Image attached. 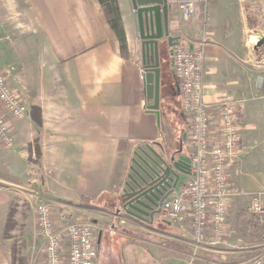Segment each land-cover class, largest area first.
I'll return each instance as SVG.
<instances>
[{
  "label": "crops",
  "instance_id": "crops-1",
  "mask_svg": "<svg viewBox=\"0 0 264 264\" xmlns=\"http://www.w3.org/2000/svg\"><path fill=\"white\" fill-rule=\"evenodd\" d=\"M118 4L125 53L97 0H0V69L28 107L21 119H8L15 145L26 152L19 157L33 167L27 175L34 176L25 182L53 209L96 224L95 264H253L264 245L245 194L228 204L226 234L214 245H195L189 215L173 223L156 214L152 224L116 215L138 147H161L168 158L179 154L181 141L177 134L164 135L161 109L159 119L148 109L132 3ZM205 15V34L200 23L188 21L186 27L185 20L170 19L169 34H182L190 43L206 37L207 102L225 93L246 99L232 180L247 194L264 192V102L256 87L264 74V42L255 47L264 37V0H208ZM16 49L17 59L10 55ZM160 75V94L179 95L178 78L173 74L168 81L161 70ZM178 108L182 112L180 102ZM164 110L171 128V113ZM182 145L190 152L184 140ZM17 182L0 179V264H12V246L7 250L1 241L10 239L6 224L12 206H19L12 196L23 187Z\"/></svg>",
  "mask_w": 264,
  "mask_h": 264
},
{
  "label": "built area",
  "instance_id": "built-area-1",
  "mask_svg": "<svg viewBox=\"0 0 264 264\" xmlns=\"http://www.w3.org/2000/svg\"><path fill=\"white\" fill-rule=\"evenodd\" d=\"M207 1L166 0L168 11L179 21H199L203 33ZM176 37L170 47L171 69L178 78L181 111L188 120L183 140L190 152L184 178L164 199L162 209L170 220L178 223L189 215L195 245H214L226 234L228 204L245 194L249 198L248 211L264 245V192L247 194L232 180L242 152L246 99L225 93L216 102H207L206 37L191 43L182 34ZM260 76L264 82V74ZM27 111L21 95L0 69V142L5 147L12 146L8 119H21ZM34 221L43 264L96 263L94 222L76 221L66 209L55 210L46 203H36ZM254 263L264 264V254Z\"/></svg>",
  "mask_w": 264,
  "mask_h": 264
},
{
  "label": "water",
  "instance_id": "water-1",
  "mask_svg": "<svg viewBox=\"0 0 264 264\" xmlns=\"http://www.w3.org/2000/svg\"><path fill=\"white\" fill-rule=\"evenodd\" d=\"M133 21L140 38L141 63L143 69L144 93L148 109L159 119L160 66L158 41L166 39L171 46L177 38L169 34V11L166 0H131ZM264 42L257 39L255 47ZM256 87L264 88L261 76L256 79ZM182 134L178 155L170 157L163 148L156 151L146 145L138 147L132 157L130 171L120 194L116 215L126 216L152 224L154 216L162 211L164 199L181 183L187 171L188 159L181 154ZM127 218V217H125ZM128 219V218H127ZM100 238V235L98 236Z\"/></svg>",
  "mask_w": 264,
  "mask_h": 264
},
{
  "label": "rangeland",
  "instance_id": "rangeland-1",
  "mask_svg": "<svg viewBox=\"0 0 264 264\" xmlns=\"http://www.w3.org/2000/svg\"><path fill=\"white\" fill-rule=\"evenodd\" d=\"M169 19L171 21H177V23L179 22V19L177 18V16L172 12H169ZM186 21H182L181 25L182 26L186 25V27H189L190 24L192 23H189L188 20ZM196 23L201 24V22L199 21H197ZM139 41H140V38L138 37L137 32H136L135 42L139 43ZM19 52H21V50L16 49L15 51H12L10 55L14 57L15 59H17ZM158 52H159V62H160L159 66H160L161 74H164L165 76L170 77L171 75H173L170 69L171 68L170 66L171 54H170V48L167 45L166 40H162L160 42ZM260 94H261L260 95L261 99L260 98H257V99H260L262 102H264V91H262ZM179 100H180L179 95H177L176 93L174 94V92H171L169 94V98L164 94L163 95L160 94L159 109H161L162 111V116L160 120L162 123V131L164 135L169 136L170 133H174V135L177 134V138L179 137V140H181L182 134L185 133L188 129V120H187L186 115L179 111V108H178L179 102H180ZM165 108L168 109L169 113H171V116H170L171 121H172L171 128H170V124L168 127L167 123L165 122V118H164ZM260 134H264V131H261ZM1 146L3 147V149ZM179 148H180V145H179ZM20 153H23V152H19V147L18 145L17 146L15 145L13 137H12V146L5 147L4 145H0V179L5 177L6 179L13 181V182L18 181L17 183L22 181L20 184L23 185L22 189L19 188V190L21 191L17 195L15 193H13L12 195L14 198V201L17 202V204L19 205L17 206V209H16L18 213L15 214V217L17 218V222H19V224L17 225L15 223L14 227H12L13 229H11L10 231H7L6 235H8L10 239L5 240V241L2 240L1 243L4 244L3 247L7 250H10L9 245L12 246L11 250L15 247L18 252V255L23 257L25 264H28V263L29 264H43L42 257L40 254V248H39L41 243L35 234L34 208H35L36 203H46V201H44L45 199L43 200V198L38 197L37 195H34V191H35L34 184L31 181L25 182L26 177L32 178L34 176L33 172H32V176L27 175L29 174V171H27V169H30L33 167L31 164H29L31 163V161L28 160V158L26 159V161L28 162V165H26L27 162H24L25 156L19 157ZM181 154L189 157V152L184 145H182ZM7 160H9L8 164H7L8 162ZM3 166L5 168H3ZM24 189L28 191H25ZM24 216H25V219H24ZM158 217L160 218V220L161 219L167 220V215H166L165 210H162L158 214ZM78 219L82 221L83 217L80 216L78 217ZM98 231L99 230L97 229V226H95V232L98 233ZM195 250L197 251V248H195ZM262 254H257V253L254 254L255 256L253 257V264H256L254 263V261L256 260L257 257H260ZM102 255L106 256L104 253V250L102 251ZM105 263H106V260H105Z\"/></svg>",
  "mask_w": 264,
  "mask_h": 264
},
{
  "label": "trees",
  "instance_id": "trees-1",
  "mask_svg": "<svg viewBox=\"0 0 264 264\" xmlns=\"http://www.w3.org/2000/svg\"><path fill=\"white\" fill-rule=\"evenodd\" d=\"M97 1L106 16V22L108 23L109 27L114 32L119 42L120 51L122 53H125L127 49L126 35H125L123 23H122V17H121V13L119 9L118 0H97ZM168 77L169 76L164 75V78L168 79L169 81ZM36 154H39V153L37 152ZM15 209H16V205L14 204L12 206L11 214L8 217V223L6 224V234H7V231H10L11 229H13L12 227H14L15 221L13 217L15 214ZM12 264H25L23 257L18 255V252L15 247L12 249Z\"/></svg>",
  "mask_w": 264,
  "mask_h": 264
},
{
  "label": "flooded vegetation",
  "instance_id": "flooded-vegetation-1",
  "mask_svg": "<svg viewBox=\"0 0 264 264\" xmlns=\"http://www.w3.org/2000/svg\"><path fill=\"white\" fill-rule=\"evenodd\" d=\"M163 40H166V39H163ZM162 40H160V41H158V43H157V45H158V50H159V44H160V42H161ZM166 42H167V40H166ZM171 46H169V48H170ZM161 148V147H160ZM188 160H189V157L188 156H185Z\"/></svg>",
  "mask_w": 264,
  "mask_h": 264
}]
</instances>
